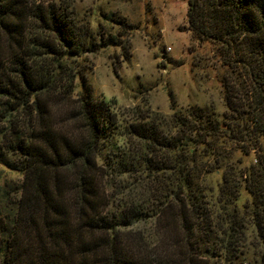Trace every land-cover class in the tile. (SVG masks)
<instances>
[{
    "label": "trees",
    "instance_id": "obj_1",
    "mask_svg": "<svg viewBox=\"0 0 264 264\" xmlns=\"http://www.w3.org/2000/svg\"><path fill=\"white\" fill-rule=\"evenodd\" d=\"M47 1L0 0V168L20 176L0 185V264H264V0L186 2L225 55L223 114L123 123L74 68L91 27Z\"/></svg>",
    "mask_w": 264,
    "mask_h": 264
},
{
    "label": "rangeland",
    "instance_id": "obj_2",
    "mask_svg": "<svg viewBox=\"0 0 264 264\" xmlns=\"http://www.w3.org/2000/svg\"><path fill=\"white\" fill-rule=\"evenodd\" d=\"M49 4L51 1H47ZM187 0H55L67 6L76 22L91 27L98 48L75 59L93 98L114 101L120 121L137 113L168 119L189 107L225 112L221 79L229 75L219 44L194 38L188 30ZM46 4V3H45ZM111 38L112 42L106 44ZM79 79L73 95L82 92ZM238 151H232L235 160ZM241 168L253 164V154L243 157ZM211 159L207 160L209 164ZM3 181L15 184L17 173L0 168ZM218 175L205 176L215 185ZM245 198V197H244Z\"/></svg>",
    "mask_w": 264,
    "mask_h": 264
}]
</instances>
